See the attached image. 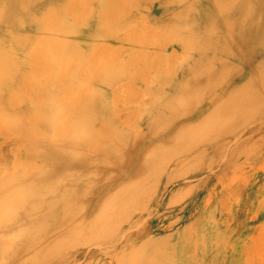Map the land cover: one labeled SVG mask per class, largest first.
Masks as SVG:
<instances>
[{
  "label": "bare ground",
  "instance_id": "bare-ground-1",
  "mask_svg": "<svg viewBox=\"0 0 264 264\" xmlns=\"http://www.w3.org/2000/svg\"><path fill=\"white\" fill-rule=\"evenodd\" d=\"M112 40L135 47L122 56ZM42 58L53 78L43 85ZM142 63L154 69L144 84L147 68L132 70ZM188 72L192 84L177 81ZM248 78L257 89L240 96ZM107 90L125 91L124 102ZM190 91L194 104L181 105ZM98 100L106 106L92 109ZM263 122L264 0H0V137L9 153L25 149L0 176V241L15 233L0 245V264H175L166 240L141 261L148 220L170 186L201 182L207 171L228 172L217 183L237 194L247 166L264 156L255 140ZM220 125L229 132L219 142L195 140ZM154 139L162 142L147 147ZM175 141L183 154L155 155ZM67 175L71 184L54 198ZM22 211L29 220L20 228Z\"/></svg>",
  "mask_w": 264,
  "mask_h": 264
},
{
  "label": "rangeland",
  "instance_id": "rangeland-1",
  "mask_svg": "<svg viewBox=\"0 0 264 264\" xmlns=\"http://www.w3.org/2000/svg\"><path fill=\"white\" fill-rule=\"evenodd\" d=\"M214 12H216V10H214ZM80 38L82 42H93L92 38L90 37ZM112 41V43L122 46V56L129 55L131 53V47H135L134 43H123L122 41L118 40ZM127 44L128 48L127 46H125ZM125 48H127L126 51ZM171 49L173 50V48L169 46L167 47V49H164V52L169 54ZM144 50L147 52L155 53L160 49L157 46H149ZM123 51L125 55L123 54ZM194 59H199V57H195ZM44 60V58L41 59L42 67L40 66L38 72H36V80L38 79L39 81H44L40 82L42 83V85L53 80L49 73L50 71L48 69L44 70V68H46V66H44L46 65L45 62H43ZM140 65L144 68H147V71L144 72L145 74L140 77L139 81L141 84H144L143 82L147 80L152 74H154V69H150L147 64H137L136 66L132 67V70L136 74ZM141 68H139L138 73L143 69ZM85 69L86 67L82 66V74ZM239 72L236 73L238 74L237 77L240 76ZM40 73H43L44 75ZM192 74L193 72H188L186 73L184 78H181V80L177 81H185L186 83L190 81L189 83L192 84ZM236 74L234 76H236ZM47 75H49L48 79L46 77ZM45 77L46 79L44 80ZM144 77L147 78L145 79ZM7 78H9V75ZM75 81L72 80L70 84L65 86L64 90L56 93L57 97H63L65 95L64 93ZM247 85L251 86L254 89H257L258 86L256 83L251 82V80L248 78L236 90L237 94L245 97V94L242 93L245 92ZM119 91H116V94H122L123 96L121 95V100L123 101V99L126 98L124 96L125 91H121L120 93ZM107 93L110 100L114 99V96H117L116 94L114 95L115 92H113L112 90H107ZM194 98H196L194 97V92L190 91L182 101L181 105H193ZM103 106H106V104H103L98 100L96 105L92 106V109H103ZM110 106H113V109L117 108V106L113 104ZM22 110L23 109H21V111ZM127 111L131 113L127 109L122 111V114L125 113V115H128L129 113H127ZM166 124L167 123H164V125L162 126H165ZM262 125L263 130L260 134L264 136V122L262 123ZM218 127V129H216V132L215 130L210 132L209 129L204 126V128H202L203 130L201 129L198 132V134L201 132L204 137L201 133L199 135L196 133L194 137L195 140L198 139V141H201L204 140L203 138H209L210 136H212V139L216 138L215 142H219L227 135L226 130L227 132H229V129L227 128V126H225L224 129L223 127H221V125ZM260 134L259 136L257 135L258 139L257 136L255 137V140H258L263 145L264 137ZM161 140L162 139L151 140L147 143V147L159 144L162 142ZM6 141V136L2 135L0 137V154L4 155L5 157L3 156V160L0 161V176L1 174L6 173L8 170L14 168V163L18 160L20 154L22 155L25 152V149L17 152L19 147L17 148V146H13L15 147L14 149L16 151H14V153H9L8 150L10 149H3V142L6 143ZM182 149H185V146H182L181 142L175 141L171 145H167L163 142L161 148L157 150L155 155L160 156L162 153H167L169 154L167 157L176 158L184 153ZM251 152L257 153L258 151L257 149H255L251 150ZM260 159L256 162L258 164L255 163L251 169H249L250 167L247 166V176L245 178V181L242 187L238 190L237 194H235L233 197L228 195L226 192L230 187L228 183H217L220 178H225V173H228H224V171H219L218 169L213 170L212 172L207 171L205 173H202L203 176L201 177V182L198 181V179H181L182 181H177V183L170 186L164 197V202L161 210H159V212L156 211L157 214H155L152 220H148L150 227L148 229V233L144 237L146 243L144 242V245L142 247V251H145L147 255L141 257V261H143L147 257L154 258L158 250L161 253L165 245V242L163 240H166L167 242L165 251H167V253L170 255V262H176L175 264H264V156ZM209 160L210 159H207L206 161L208 162ZM189 167V164H185L181 168L179 176L187 175L186 172H189V169L191 168ZM258 167L262 168L263 170L261 172H258ZM235 174L236 172L232 173L231 176ZM67 176L65 177L67 179H64L63 181L62 188L60 187L56 191L54 196L52 195L54 198L59 197V195L62 194V189H65V187L71 184L70 182L73 179ZM86 184L87 182L83 185V187L86 186ZM236 185L234 184V186ZM195 186L197 187L193 190V187ZM108 191L110 190L108 189L107 191L102 192L101 195L108 194ZM96 196L100 197V193H97ZM87 201L88 200H86L85 202L83 201L82 207H85V205H87ZM93 201L94 198L90 199V203ZM7 207L8 209H10V206ZM26 215V211H22L18 215V217H15L13 225L22 227L27 224L29 215ZM13 232L7 234L6 237H3L5 239H2L0 241V245L2 244L3 246V244H5V241L8 240L7 238L11 237L12 234H15ZM151 239L157 241V243H155V241L151 242ZM23 241L24 240L17 241L16 246ZM105 264L119 263L118 261L112 260L106 262Z\"/></svg>",
  "mask_w": 264,
  "mask_h": 264
}]
</instances>
